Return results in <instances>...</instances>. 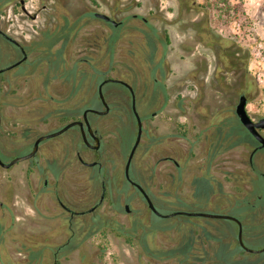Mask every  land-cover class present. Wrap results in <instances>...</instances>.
<instances>
[{
    "label": "rangeland",
    "instance_id": "1",
    "mask_svg": "<svg viewBox=\"0 0 264 264\" xmlns=\"http://www.w3.org/2000/svg\"><path fill=\"white\" fill-rule=\"evenodd\" d=\"M27 1L32 4V10L43 3L47 5L40 19L19 20L21 28L27 31V42L31 40V34L37 35L36 30L52 29L56 23L61 27L67 21L79 24L65 47L64 59L68 69L84 71L90 81L75 94H69L70 87L65 86L60 77L52 78L46 86L47 69L44 62L32 65L34 57L42 49L36 48L34 43L36 49H30L26 65L27 76L12 81L13 88L20 95L0 97L3 115L0 155L4 161L24 154L23 145L32 143L37 136L61 128L75 116L82 118L85 108L102 109L98 85L103 79H124L136 87L138 94H141L144 85H151L154 76L149 71L140 32L152 26L162 41L166 40L167 34L170 36V43L167 46L165 43L159 45L156 56V59L162 60L160 68L163 73L159 70L156 75L163 81V94L149 110H142L146 117L145 126L152 128L157 140L156 152L149 161L151 165L155 164L152 171L154 181L148 182L154 204L164 214L173 210L204 211L249 221L245 207L234 206L229 209L222 204L221 209H208L206 202L196 198L190 176L203 174L209 163L208 143L217 140L219 128L223 134L230 122L239 123L234 113L240 96L238 88L248 96L247 110L251 117L258 120L264 116V0ZM94 11L107 13L115 20L123 21V25L117 29L119 39L113 53L109 55L111 58L92 53L95 52L97 34L104 32L106 36L113 32L105 23L90 16ZM144 18L148 19V26L144 24ZM213 37L220 41L222 50L227 47L235 58V68L221 73V79L214 78L213 48H208L206 44ZM33 40L39 41L36 38ZM60 46L61 42L56 45ZM206 47L210 53L205 56L201 54L203 58L191 55L193 51L198 54L203 52ZM4 59L0 55V65ZM200 62L205 64L207 72H200L198 80L187 72L191 70L192 64L196 66ZM209 64L212 70L208 73ZM103 90L112 111L105 117L90 113L94 121L100 122L108 117L116 120L117 115L113 113L115 98L111 93L115 92L127 99L121 111L124 117L114 125L117 131L104 132L105 140L113 139L119 132L122 135L121 159L114 153L103 155L100 160L106 175L91 182L92 168L82 164L76 152L80 151L88 161H92V156L82 143L78 127L73 126L57 137L45 139L41 150L33 158L20 161L10 168L0 165V264H177L175 260H151L136 241L129 242L125 235H121V229H128L133 221L141 220L147 224L153 218L162 227L166 223L171 226L168 231L156 232V246H171L176 227L180 220L187 217L152 214L142 194L126 180L124 165L136 138V125L134 128V117L130 112V92L118 82H107ZM153 111H157L155 115ZM66 116L67 119H63ZM238 123L235 126L241 129ZM65 140L68 142L63 143ZM172 144L184 148L179 160L183 164L187 160V170L182 175L178 174L173 162L162 160ZM55 147L60 148L52 151ZM51 151L50 156H46ZM247 156L243 148L238 147L212 162V172L221 178L226 192H232L234 199L245 194V187L240 183L235 184L232 178L224 175L223 166L239 164L238 161ZM53 160H57L55 165L52 164L55 162ZM52 169L58 174L67 170L62 173L63 190L70 188L79 199L86 198L92 190L97 194L96 200H99L103 190L102 180L106 181L105 197L97 212L93 217L91 214L78 217L77 236L72 239L77 246L57 256L53 252L68 239L67 227L56 217L58 204L51 193L36 197V192L44 186L45 178L49 180L48 190H52L56 178ZM132 177L138 180L133 172ZM256 186L264 195L263 178L256 180ZM228 193H223L224 197ZM126 204H129V211L125 208ZM187 220L184 227H197L218 237H223L219 236L221 230L229 228L231 236L227 239L236 238L238 227L233 220L202 216H189ZM82 226L83 229H80ZM243 234L245 243L250 247L257 248L264 242V235L255 242L246 240L245 227ZM208 249L211 248L204 242L201 256L205 257ZM31 254L40 256L31 259Z\"/></svg>",
    "mask_w": 264,
    "mask_h": 264
},
{
    "label": "flooded vegetation",
    "instance_id": "2",
    "mask_svg": "<svg viewBox=\"0 0 264 264\" xmlns=\"http://www.w3.org/2000/svg\"><path fill=\"white\" fill-rule=\"evenodd\" d=\"M28 3L29 1L27 0H0V55L5 57L4 59L5 61L0 65V70H3L2 72H0V97L1 96L12 97L15 94L20 95L19 92L15 88H13L12 81L18 78L27 76L28 66L26 67V65L29 61V51L35 43V40L33 39L36 38L39 41H45V39L47 38V37L45 38V31L49 29L52 32H50L51 36L48 37V39L51 41L55 40L57 44L61 42V38H62L60 34L61 26L60 24H57V23L54 24V27L52 29L42 28L39 31L36 30L37 35L31 34L30 36L31 40H28L27 42L26 40L27 31L25 32V30L21 28V23H19L20 22L19 20H21V22L27 21V20L36 21L40 19L43 11L46 10V7H47V5L43 3L41 4V6H38V8H36L35 10H32L30 8L32 4H28ZM96 12H99V11H94L90 13V15L96 18L97 20L102 21L109 28H112L113 30L119 29L123 25L122 20L121 21L116 20L118 24H114L112 20H105L104 18L96 16L95 15ZM134 16L137 17L138 15H134ZM111 18L114 19L112 16ZM143 20H144L143 21L144 24L148 26L149 25L148 19L144 18ZM140 34L142 35V39H143V45H144L143 52L145 54L146 59L148 60L147 62L149 65V71L154 76V79L152 80V84L149 85L148 83L144 85L143 91L141 92V94H138V91L133 84L121 78H117V79L125 81L132 86L134 95H135V106L141 117L142 127H143L141 141L136 148L134 157L130 165V175H131V178L133 179L132 177V172H133L135 176H137L138 178V180L136 179H133V180L139 183L145 189V191L150 195V192L152 190L148 188V182L154 181V175L152 174V171L155 168V164L151 165L149 161L151 160L150 158L151 155H153V153L156 152L157 140H156V137H155V134L152 128L150 127L147 128L145 126L146 117L143 115L142 110L143 109L149 110V107L158 99V97H160L163 94V90H164V87H162L163 81L160 77L156 75V72L159 73V70L161 71V73H163V70L160 68L162 60L156 59V56L159 50V45H162L163 43H165L167 46L170 43V36L167 34L166 40L162 41L161 37L156 33V31L154 30V27L152 26H149L148 30L141 31ZM111 35L105 36L104 32H102L101 35L97 34L98 40L94 42V45L96 46V48L94 49L95 52H92V53H96L97 55L101 53L102 58H106V59L111 58V56H109L111 54V48L112 46L113 48H115V46L117 45L119 34L116 36L115 40L113 41L111 40ZM206 44L208 48L209 47L213 48V51H212L213 52V57H212L213 63L212 64L214 66V78L221 79L222 77L221 73L227 72L229 70H233L235 68V65H234L235 58L232 56L231 53L228 52L227 47H224V50L221 49L220 41L216 39V37H213L212 41L208 40ZM208 48L206 47V50L203 49V52H199V54L198 52L193 51L191 55L199 57L202 54L203 56H205L206 54L210 53L208 51ZM222 51H224L223 56L221 55ZM188 57L190 59V54H188ZM200 58H203V57L200 56ZM202 63L200 64L202 66L200 65L194 66V64H192L193 66L191 70H189L188 68L189 71L187 72V74L188 75L190 74L191 77L200 80L198 78V75L200 74V72H203V73L207 72L205 64L204 63L202 64ZM222 63L224 64L223 68H221ZM208 69H209L208 70V73H209L211 69V64H209ZM118 83L122 84L130 92V98H131L130 112L132 116L134 117V128L136 125V136H137L139 126H138V118H137V115L135 114L134 105H133V93L131 89L129 88V86H127L126 84L122 82H118ZM237 92L240 94V96L243 94L246 95L245 93L241 91L240 88H238ZM111 94L113 98H115L113 101L115 105V110L113 113L117 115L115 121H113L111 117H108L106 119L103 118L100 122L94 121V119H92L90 116V113H94V112L89 111L88 118H89L92 130H93V134L89 132L88 126L84 123V128L86 130V135H87V141H85L83 137L81 127L79 125H76V127H78L79 129L82 143L89 150L90 155L92 156V161L86 160L80 151H77L76 155H77L78 160L82 164L92 168L91 174H90L91 182H94L95 180H99L100 176L103 177L106 175L105 174L106 172L104 173L103 171V163L100 160V158L103 155H106L108 153H111V155H113L114 153L115 155H117V157H120L121 159V143L123 141L122 135L119 132L118 136L114 137L113 139L105 140L104 132L117 131L114 125L117 124V122H120L122 117H124L123 115H121V111L124 109L125 105L123 104L127 101V99H125V97L123 98L120 97L115 92ZM98 96H99V99H100V102L103 108L102 109L97 108V107H87V108L106 110L107 106L105 105L104 101L101 99L100 94H99V85H98ZM104 96H105V100L109 107L108 111L103 114L95 113L103 117L110 115L112 111L105 93H104ZM240 96H239V99H240ZM156 112L157 111H153V115H155ZM0 113H1V120H2V123L0 126V129H1L3 125V115L1 112V108H0ZM234 113L237 116L236 107H235ZM75 119L83 120V113H82V118L75 116L73 120ZM237 119L239 120L238 116H237ZM236 123L238 122H233V121L230 122L228 124L227 129L224 130L223 134L219 128L217 132V135H218L217 140L209 141L208 143L209 152L207 154V160L209 161V163L207 167H205L203 174H200V175L192 174V176H190L191 185H192L194 194H196L195 195L196 198H198V200L200 201H203L204 203L206 202V207L208 209H213V208L221 209L222 204H225L226 206H228L229 209L233 208L234 206L245 207L246 209L245 214L247 215V218L249 219V221L241 218V222L243 225V233H244V227H245V232H246L245 239L251 242H255L256 240L262 238L264 235V195L262 194L261 191L257 189V186H256V180L258 178L264 179V144L260 140H257L242 125V123L239 120V124L241 125V128L247 134L246 140H242L239 137L237 131L235 130ZM98 124L103 127L100 128ZM260 131L263 134L264 129H261ZM39 136H37L33 140V142L31 143L32 144L31 148L24 154L28 153L33 148L34 143ZM50 138H53V137H50ZM43 141L40 142L37 153L41 150ZM66 142H68V140H65L63 143H66ZM70 143L71 141L69 142V144ZM133 145L134 143L132 144L131 149ZM238 147H242L244 150V153L248 156L246 158H241L238 161L239 164L229 163L223 166L224 175H227L230 178H232L235 184L240 183L241 186L245 187V194L241 195L239 199H234L232 192H229V193L226 192L223 181L218 175L212 172L211 167H212V162L214 161V159H216L217 157L221 156L224 153L232 152V150ZM58 148L60 147H55L52 151L59 150ZM183 149L184 148H182L179 145L172 144L171 146L168 147V150L166 151L165 155L162 157L163 161H169V162L174 163V168L178 171L179 175L184 174L187 170V160L184 162V164L179 160V157L182 156V154L184 153ZM189 149L191 151L192 147ZM52 151L49 154L47 153L46 156H50ZM130 151L125 161L124 173H125V167H126V163H127V159L129 157ZM122 158L124 159L125 156ZM53 161L55 162H52V164L55 165L57 160H53ZM87 163H93V164L88 165ZM147 171H150L151 174L146 175L145 172ZM52 172H53L54 177H56L53 183L52 190H48L49 180L45 178L43 182L44 186L41 190L36 192V197L41 198L45 196L48 192L51 193L53 198L58 204V212L56 213V217L59 218L62 222H64L63 224L66 225L67 227V231L69 233L68 239L64 243L60 244L53 252V255L57 256L59 253H62L64 251L65 252L71 251L69 250L68 247H62V246H64L65 243L72 241V239L77 236L76 227H77L78 217H84L90 214L92 216L99 209L105 197L106 181L102 180L101 184H102L103 190L101 192V196L99 200H96L97 194H95L92 190L88 192V194L86 195V198L79 199L77 198L76 195H74L73 190H71L70 188L65 191L63 190L62 173L67 172V170L60 171L61 172L60 174H58L57 171L53 169H52ZM68 172L72 173L73 171H68ZM125 178L134 188H136L142 194V196L145 199V196L142 193L141 189L136 184H133L129 179H127L126 175H125ZM223 193H228V194H226L224 197ZM223 198L225 199V201L223 200ZM78 200L82 201V203H80ZM127 205L129 204H126L125 208L127 211H129L130 209H129V206L127 207ZM202 217H205V216H202ZM205 218L211 219L215 217H205ZM236 224L238 227L237 235H236V238L233 240L240 244L239 239H238L239 224L237 222ZM80 229H83V226L80 227ZM212 235L215 236V234H212ZM219 236H223V238H225L231 235L226 234V233H221ZM203 237L206 242L208 240L206 239L207 238L206 234H203ZM243 239H244V234H243ZM207 244L210 246L211 242L207 241ZM215 245L217 247L220 246L218 242H216ZM240 246L242 247V250L245 252V254H243V258L246 259L248 264H264V250L260 252H255V251L247 250L241 244ZM70 247H72V245ZM247 247L254 249V250L261 249V248H264V242L257 248L250 247L248 245Z\"/></svg>",
    "mask_w": 264,
    "mask_h": 264
},
{
    "label": "trees",
    "instance_id": "3",
    "mask_svg": "<svg viewBox=\"0 0 264 264\" xmlns=\"http://www.w3.org/2000/svg\"><path fill=\"white\" fill-rule=\"evenodd\" d=\"M91 16V15H90ZM79 25V24H78ZM77 23H71L69 21L61 27V46L56 47L57 42L55 40H49L52 31L47 29L45 31V41L35 42L37 47L40 49L39 53L36 54L32 61V65L36 66L44 62L46 67V78L44 84L48 86L52 78H62L63 84L70 87L69 94H75L82 90L83 87L87 86L86 82L90 81L84 71L77 72L73 69H68L64 59V51L67 43L72 38L73 33L75 34L78 29ZM118 35L117 29L113 30L111 40H115ZM56 42V44H55ZM32 46L31 49H36ZM113 46L111 48V54L113 53ZM34 68V67H33ZM17 95V94H15ZM67 119L63 117V119ZM239 124V123H238ZM237 127V126H236ZM239 137L242 140H246V132L242 129H237ZM31 143L23 145L24 152H27L31 148ZM196 195V194H195ZM154 214V212H152ZM175 217V216H174ZM187 217V218H186ZM179 218H186L180 220V224L175 229L176 236L172 238L173 245L171 246H156L154 237L157 231H168L171 226L169 223L162 227L160 224H156L152 218L150 223H142L141 220L133 221V223L126 230L121 229V235H125L129 242H134L140 246L142 252L151 260H175L177 264H248L246 259L243 258V250L238 242H235L232 238L218 237L212 235L210 231H203L197 227H184L185 221L187 222L189 216L181 215ZM172 219H169L170 221ZM186 226V225H185ZM221 233L229 234V228L221 230ZM2 229L0 228V240H1ZM203 234H206L208 242H211L209 246L211 249L206 250L205 257L201 256V252L204 245ZM206 241V242H207ZM1 242V241H0ZM218 242L220 246H216ZM72 245V247H70ZM77 244L75 242H67L62 247H68L69 250L74 249ZM36 255V256H35ZM40 255L31 254V259L34 257L39 258Z\"/></svg>",
    "mask_w": 264,
    "mask_h": 264
},
{
    "label": "water",
    "instance_id": "4",
    "mask_svg": "<svg viewBox=\"0 0 264 264\" xmlns=\"http://www.w3.org/2000/svg\"><path fill=\"white\" fill-rule=\"evenodd\" d=\"M96 16H99L101 18H104L105 20H112V22L114 24H118V22L114 19L111 18V16H109L106 13L103 12H96L95 13ZM3 70H0V72H2ZM107 82H122L124 84H126L127 86H129V88L131 89L132 93H133V105H134V110H135V114L137 115L138 118V133L134 142V145L130 151L129 157L127 159V163H126V167H125V175L127 177V179H129L133 184H136L142 191V193L145 196V199L148 203L149 208L151 209L152 212H154L156 215L160 216V217H173L176 215H187V216H205V217H215V218H227V219H231L236 221L239 224V231H238V239L240 244L246 248L247 250L250 251H255V252H260L263 251L264 248L261 249H251L249 247H247V245L244 242L243 239V225L240 219H238L235 216L232 215H228V214H219V213H210V212H204V211H185V210H173L169 213H161L155 206L154 201L152 200L151 196L145 191V189L137 182H135L130 175V165L132 162V159L134 157L135 151L137 146L139 145L141 138H142V120L141 117L136 109L135 106V95H134V91L132 86L125 82L122 81L120 79L117 78H105L104 80L101 81V83L99 84V94L101 99L104 101L105 105L107 106L106 110H99V109H95V108H87L84 110L83 112V120L82 119H75V120H71L68 123H66L63 127H61L58 130H55L53 132H49L43 135H40L35 143L33 148L26 154H22V155H18L13 157L11 160L9 161H4L2 159V157L0 156V165L2 167L5 168H10L11 166H13L14 164L20 162V161H24V160H28L30 158H32L38 151L39 149V144L41 141L50 138V137H55L57 135L62 134L63 132H65L66 130H68L69 128L79 125L81 127L82 133H83V137L85 139V141H87V135H86V130L84 128V123L88 126V130L91 134H93V130L88 118V113L90 112H94V113H99V114H103L105 112L108 111L109 107L108 104L105 100V96H104V92H103V86L107 83ZM247 103H248V98L246 95H241L239 102L236 106V114L240 120V122L242 123V125L257 139L260 140L263 144H264V135L261 133V129H264V116L262 118H260L259 120H254L251 115L249 114L248 110H247ZM2 120H1V113H0V126H1ZM88 165H92L93 163H87ZM129 205H127L128 207Z\"/></svg>",
    "mask_w": 264,
    "mask_h": 264
}]
</instances>
